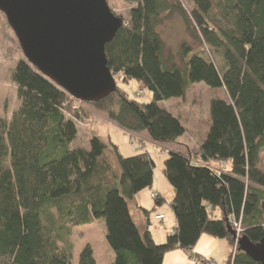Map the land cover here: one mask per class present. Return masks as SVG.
Here are the masks:
<instances>
[{
	"label": "trees",
	"instance_id": "obj_1",
	"mask_svg": "<svg viewBox=\"0 0 264 264\" xmlns=\"http://www.w3.org/2000/svg\"><path fill=\"white\" fill-rule=\"evenodd\" d=\"M124 1L131 8L106 45L108 67L124 82L140 81L152 99L142 103L118 89L90 105L106 112L131 139L147 132L156 143H170L186 128L162 103L184 100L198 83L224 88L229 97L211 101L209 131L196 152H173L164 161L175 195L171 201L156 200V206L168 202L177 225L163 244L154 241L149 219L138 226L129 202L153 191V157L146 152L124 157L114 146L116 168L98 137L90 139L89 149H72L77 123L86 119L85 102L25 60L14 72L20 107L10 120L0 115V264H72L71 230L101 218L115 253L111 264H163L168 252H191L203 234L233 243V215L244 237L254 244L263 238L264 0H187L189 12L180 0ZM176 12L204 46L198 52L182 46L185 67L164 58L158 31L165 16ZM219 163L230 169L217 168ZM79 264H96L90 245L81 251ZM226 264L259 263L239 251Z\"/></svg>",
	"mask_w": 264,
	"mask_h": 264
},
{
	"label": "rangeland",
	"instance_id": "obj_2",
	"mask_svg": "<svg viewBox=\"0 0 264 264\" xmlns=\"http://www.w3.org/2000/svg\"><path fill=\"white\" fill-rule=\"evenodd\" d=\"M180 1L184 9L188 12L192 10V4H190L189 1ZM107 3L115 15L123 19L128 18L131 8L130 4L126 3L124 0H107ZM158 31L165 44L164 58L167 61L175 63L179 67H185V59L182 56L183 45L190 46L195 52L204 48L203 43L194 36L191 27L180 12H176L171 16H165L158 26ZM208 55L210 56L211 54L209 53ZM25 60L14 32L8 25L5 15L0 12V115L3 119L10 120L13 113L20 107L18 87L14 81V72L19 62ZM114 78L117 83L116 91L118 89L124 91L130 98L142 103L151 101L152 93L146 89L140 81L131 80L130 82H124L119 75L114 76ZM213 99L229 101L228 94L224 88L212 89L204 83H198L191 87L184 100H172L162 105L168 110L177 113L182 121L184 120L189 127L188 137H185L186 139H184L183 142L186 143L187 141L192 150L189 151L188 154L183 155L190 156V154L196 152L202 144L199 140V134L205 132L210 124V103ZM77 104L80 105L79 103ZM82 106L81 113H83L86 119H81L77 123L79 128L78 135L76 140L71 143L70 147L72 149L77 147L89 149L90 139L98 137L107 145L106 154L116 168L118 164L114 146H116L120 154L125 157L134 153H136L134 155L145 152L148 153L153 157L156 163L154 169V186L158 185L167 195V201H169L171 199L169 195L174 189L163 173L164 161L170 153H173L171 152L172 150L175 153L182 154V146L178 145L179 143L177 144L176 141L163 145H157L155 143L147 144L145 141L148 137H146L145 140H138L135 137L131 139V133L120 128L118 124L109 118L106 112L97 109L89 103H83ZM193 125L197 127L195 128ZM153 194H155V196ZM160 198H163L160 193L146 189L138 193L134 199L129 202V206L132 215L135 217V222L140 228H143L148 219L145 218L146 220L141 223L138 222L140 219L137 217L145 216V211H152V213H150L151 225H149V228L152 227V229H156L161 235H164L167 231L168 233L171 232L172 227L167 223L158 225L155 222V218L163 214H156V216L153 217L154 213L158 210V212L164 213L167 217H172L174 214L168 202L162 206H156V200ZM163 199L165 200V198ZM154 208H156L155 211H153ZM221 215L220 212L218 214V216H220L219 218H221ZM230 224L231 223H229V225ZM106 235L107 226L103 218L94 221L92 224L74 227L67 240V244L71 247L72 264H79V255L87 245H90L93 249L96 264H111L114 261L115 253L109 246ZM205 236L210 235L206 234ZM242 236L243 234L240 235V238ZM235 240L234 238L233 251L230 256L231 260L239 253L240 246ZM200 246H202L204 255H206L205 253H213L210 256L206 255L208 260H213H209L207 264H210V262L218 264V262L223 261L217 260V258L222 259L221 257L223 256L220 249L216 251L215 249L211 250L210 244L204 241V239L200 241ZM194 255L195 253L193 252L191 254L193 262L195 264H202L193 257Z\"/></svg>",
	"mask_w": 264,
	"mask_h": 264
},
{
	"label": "water",
	"instance_id": "obj_3",
	"mask_svg": "<svg viewBox=\"0 0 264 264\" xmlns=\"http://www.w3.org/2000/svg\"><path fill=\"white\" fill-rule=\"evenodd\" d=\"M0 12L26 61L70 96L97 103L116 91L105 50L124 20L107 0H0ZM239 246L264 264V235L257 244L242 236Z\"/></svg>",
	"mask_w": 264,
	"mask_h": 264
},
{
	"label": "crops",
	"instance_id": "obj_4",
	"mask_svg": "<svg viewBox=\"0 0 264 264\" xmlns=\"http://www.w3.org/2000/svg\"><path fill=\"white\" fill-rule=\"evenodd\" d=\"M193 87V86H192ZM191 89V88H190ZM187 97V96H186ZM173 100H177V99H173ZM170 101H172V100H170ZM170 101H167V102H170ZM178 101H181V100H179L178 99ZM164 103H166V102H164ZM164 103H162V105L164 104ZM170 112H172L173 114H175V115H177V113H175L174 111H171V110H169ZM188 123V122H187ZM183 124H184V126H185V128H187V131H186V134L183 136V137H181L180 139H178L177 141H176V143L178 144V145H180V146H182V154H188L189 153V151H191L192 150V148H190V146L188 145V143H187V141H186V143L185 142H183V140L184 139H186L187 137H188V126H187V124H186V122L183 120ZM210 124H211V118H210ZM210 124L208 125V128L206 129V131L205 132H202V133H200L199 135V140H200V143H202L203 142V140L205 139V137H206V135H207V133H208V131H209V127H210ZM91 125V124H90ZM194 126V125H193ZM192 126V127H193ZM195 128L197 127V126H194ZM197 133H199L198 131H196ZM134 137L135 138H137L138 140H140V139H142V140H145V138L146 137H148V138H146V143L147 144H149V143H155V144H157V145H163V144H166V143H156V142H154L153 140H152V138L150 137V135H149V133H147V132H142V133H138V134H134ZM186 137V138H185ZM134 149V148H133ZM171 152H174L173 150L171 151ZM134 154H136V153H134ZM134 154H131L130 156H132V155H134ZM130 156H128V157H130ZM125 157V156H124ZM217 168H219V169H223V170H225V171H228L229 169H230V166H229V164H223V163H219V164H216L215 165ZM155 172V171H154ZM154 179H155V173H154ZM153 190L154 191H156V192H158V193H160L161 194V196L163 197V198H165V200L167 201L168 200V197H166L167 195L161 190V188L158 186V185H155L154 187H153ZM152 191V190H151ZM170 194V193H169ZM174 195H175V192H174V190H172V192H171V194L169 195L170 197L169 198H171L169 201H171L173 198H174ZM156 213H154V216L153 217H155L156 216V214H163V215H165L164 213H162V212H158V210H156L155 211ZM221 211L219 210V209H217L216 211H215V214L218 216V214L220 213ZM139 213V212H138ZM146 214V213H145ZM173 214H174V212H173ZM222 214V213H221ZM139 215V214H138ZM134 217V216H133ZM218 217H220V216H218ZM138 219H140L138 222H143L144 220H146L145 218H147V219H151V216L149 215V216H143V217H137ZM134 219H135V217H134ZM151 222H152V220H151ZM155 222L158 224V225H162V224H169V225H171V227H172V231L171 232H169L168 233V231L164 234V235H161L160 233H159V231H157L156 229H152V227H150V232H151V234H152V237H153V239H154V241L157 243V244H162V243H165L166 242V240H167V237H168V235L169 234H171L172 232H173V230H174V228L176 227V225H177V221H176V218H175V215L174 216H172V217H167V215H165V219H164V221H162V222H158V221H156L155 220ZM157 225V226H158ZM160 228V227H159ZM206 234H203L201 237H200V239H199V241L197 242V244H196V246L193 248V250L191 251V252H188V251H185V250H182V249H176V250H173V251H171V252H168V253H166V255L164 256V261H163V264H195L194 262H193V260H192V256H191V254L194 252L195 253V255L194 256H199L200 258H202V259H205V260H208V257L207 256H210L211 254H213V253H205L206 255H204V251H202L203 249H202V246H200V241L202 240V239H204V241H207L208 242V244H210V248H211V250H213V249H215V251L216 250H218V249H220L221 250V252H222V254H223V256L221 257L222 259H219V258H217V260H223L222 262H218V264H226L227 262H228V260L230 259V256H231V253H232V251H233V243L229 240V239H218V238H215V237H212V236H205ZM214 239H216V240H214ZM215 258V259H216ZM214 259V260H215ZM209 260H212V259H209ZM213 261V260H212Z\"/></svg>",
	"mask_w": 264,
	"mask_h": 264
},
{
	"label": "built area",
	"instance_id": "obj_5",
	"mask_svg": "<svg viewBox=\"0 0 264 264\" xmlns=\"http://www.w3.org/2000/svg\"><path fill=\"white\" fill-rule=\"evenodd\" d=\"M155 196V194H153ZM156 221L158 222H162L165 219L164 215H158L156 218ZM229 221L233 227V230L236 234V242L237 244H239V240H240V235L243 234V227H242V223L237 219V217L235 215L230 216L229 217ZM210 264H215L214 262H210Z\"/></svg>",
	"mask_w": 264,
	"mask_h": 264
}]
</instances>
